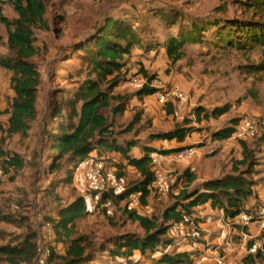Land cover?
I'll use <instances>...</instances> for the list:
<instances>
[{
    "label": "rangeland",
    "instance_id": "374dc122",
    "mask_svg": "<svg viewBox=\"0 0 264 264\" xmlns=\"http://www.w3.org/2000/svg\"><path fill=\"white\" fill-rule=\"evenodd\" d=\"M10 1L0 0V8L2 15L11 21L17 16ZM42 1L46 26L32 29L38 53L28 59L40 75L35 89V120L29 123L26 135H7V116H0V145L22 162L20 170L9 169L7 174H0V245L19 244L32 234L37 245L41 244L44 229L55 219L58 209L78 197H84L86 205L96 206L90 194L77 184L82 175L80 166L72 172L70 182H66L71 170L67 163L53 170L48 144L61 122L50 118L52 107L70 99L87 78H94L89 75L86 47L93 50L88 41L108 20L127 24L138 41L130 55L123 59V80L111 92L117 99L110 101L108 109L101 110L112 124L111 130L118 142L136 141V146L146 145L149 135L163 130L166 120L157 124V120L155 123L149 115L140 113V122L131 132L123 133L138 113L136 108H127L129 100L140 89L133 88L131 80L146 82V77H153L154 86L160 89L150 87L163 90L168 95V103L177 105L172 96L175 91L184 94L183 108L175 107L182 119L191 117L198 107L210 111L227 106V113L210 120L208 132L228 126L231 120L237 125L241 120L253 119L257 135L243 141L250 154V164H237L243 158V148L239 141L232 139L213 145L209 141L204 154L212 169L221 165L223 173H232L235 165L244 177L264 184V42L250 39V32H242L244 28L264 31V0ZM193 26L200 29L196 35L191 34ZM228 33L232 34L233 41L227 40ZM181 34L191 36L185 40L181 57L172 61L167 58L164 44L170 37L181 38ZM10 55L6 30L0 24V58ZM10 77L11 72L0 67V111L9 108L13 99ZM101 89L105 90L106 85L102 84ZM118 103L124 105V111L113 116L110 110ZM151 143L156 151L172 149L159 141ZM175 165L174 161L165 162V159L159 162L158 168L168 187L164 197L152 192V200L148 203L153 210L150 217L159 219L172 202L184 172ZM118 202L111 201L98 213L92 209L87 217L75 222V237H86L91 247L89 252L93 253L92 261L85 264H153L147 256L110 258L109 249L116 238L126 235L141 238L144 234L137 223L128 219L124 206H118ZM51 232V239L44 247L49 254L54 251L63 256L67 244L57 240L52 229ZM35 260L34 257L23 264H35ZM0 264H6L1 256ZM48 264H58V261Z\"/></svg>",
    "mask_w": 264,
    "mask_h": 264
},
{
    "label": "trees",
    "instance_id": "16d2710c",
    "mask_svg": "<svg viewBox=\"0 0 264 264\" xmlns=\"http://www.w3.org/2000/svg\"><path fill=\"white\" fill-rule=\"evenodd\" d=\"M9 5L13 8L17 18L8 20L2 15L0 8V24L6 30V45L10 57L0 58V67L11 72L10 86L13 91V99L9 108L0 111V116H7L6 134L26 135L29 123L35 120V92L39 83V73L28 59L37 55L38 48L35 46L33 28L45 27L43 15L45 7L42 0H12ZM199 27L193 26L191 34H197ZM242 32H250V39L264 42V31L256 29H243ZM191 34H181V38L170 37L164 44L167 58L176 61L181 57V50L186 38ZM231 33H228L229 41H233ZM225 40V42L227 41ZM93 50L86 47L87 65L89 75L79 89L69 96L70 99L61 101L58 106H53L50 118L61 120L56 130L49 139V149L52 160V168L57 171L65 163L71 170L66 175V182H70L72 172L92 153L101 154L114 152L121 155L127 165L135 168L141 177L127 187L124 192L114 194L103 192L97 201L96 208L107 201L124 200L131 193L140 194V201L146 204V198L150 193L149 186L154 179V170L151 159L147 156L136 159L131 158L129 153L136 146V141H125L119 143L111 130L112 124L101 114V110L110 107V101L116 100L112 97V90L119 84L122 78L124 67L123 59L129 56L131 49L138 45L137 38L127 24L108 20L105 25L89 41ZM143 72V71H142ZM145 75V72H143ZM146 82L138 89L135 96L142 98L143 95H152L156 92L150 87L153 77H146ZM105 84L106 89L102 90L101 85ZM119 98V97H118ZM166 105V112H172L171 103ZM79 105V108L77 106ZM124 111V105L118 103L110 110L111 115L117 116ZM228 107H216L210 111L198 107L193 111L196 123L217 119L227 113ZM140 122V112L136 113L123 133H129L134 126ZM190 119H184L182 126H175L174 130L166 133L149 135L150 140L158 139L163 141L183 142L188 134L197 131L189 127ZM235 121L231 120L228 126L210 134L212 140L222 141L231 137L234 131ZM243 148V158L237 162L239 166L249 163L248 153L243 141H240ZM145 153H157L168 155L180 152L183 148L166 151L143 147ZM22 168V162L17 155H10L0 145V171L7 174L9 169L18 171ZM233 175H226L223 178L206 182L203 185V192L193 190L184 191L179 194L174 205L167 207L159 219L155 217H140L127 211L126 215L132 223H137L143 231V237L126 235L116 238L113 247L109 249L111 259L128 258L134 251L141 254L154 252L159 248H166L171 239L167 237L169 225L181 219V212L177 207L181 206L184 214L188 215L195 206L204 205L209 202L212 208L221 210L225 218L233 219L244 210V204L253 195L252 188L255 182L241 174L239 169L232 167ZM186 174V172H184ZM237 174V175H235ZM187 176V175H186ZM119 175L117 178L119 179ZM191 181V176L187 177ZM182 200V203L180 201ZM125 210V209H124ZM89 215L84 197H78L70 204L58 209L55 219L50 220V225L57 240L66 242L67 246L63 256L56 255L51 251L48 263L58 261V264H85L93 259V253L89 252L90 243L84 236H76L75 222ZM160 220V221H159ZM35 235H28L19 244L0 245V256L6 264H23L33 260L37 255V243ZM254 260L261 258L260 252L253 255ZM262 259V258H261ZM185 254L162 253L156 264H181L188 262ZM114 264V262H108Z\"/></svg>",
    "mask_w": 264,
    "mask_h": 264
},
{
    "label": "crops",
    "instance_id": "0c3cea01",
    "mask_svg": "<svg viewBox=\"0 0 264 264\" xmlns=\"http://www.w3.org/2000/svg\"><path fill=\"white\" fill-rule=\"evenodd\" d=\"M154 101L155 106H152ZM143 102H145V104H143ZM166 105L169 104L158 103L155 94L147 96L143 95L141 99L134 95V97L129 100L127 108H136V111H141L140 113L149 115L154 122L157 120V124L161 120H166L163 130L155 133L157 134L172 131L175 126L183 125L184 119L180 118V115L178 116L176 113V105L171 103L173 110L170 114H167L166 112ZM137 107H139V109H137ZM191 115V117L186 118L191 121L188 126L199 130L188 134L183 142H177L175 140H150L148 136L149 143L142 146L137 145L133 147L129 153L131 158L136 159L144 156H147L150 159L156 158V166H153L151 163L153 169L158 168L159 162H162L163 159H165V162L174 161L176 163L175 166L180 167L182 171L186 172V174L183 172L180 176L179 185L176 189L177 191L173 194L172 202L167 205L166 208L174 205L177 201L178 195L184 191L191 192L193 190H198L203 192V185L206 182L223 178L226 175H233V173L230 172L223 173L221 165H218L217 167L213 164L214 167L212 169L211 162L208 161V157L204 154L207 143H210L209 141H211V144L213 145L223 141H230L231 139L229 138L222 141L212 140L210 134L219 129L209 132L207 131V126H209L211 119L196 123L193 112ZM152 141H159L168 144L172 149L183 148V150L163 156L157 153H145L142 149L143 147L156 149L155 145L151 143ZM235 148L237 149L236 145ZM185 153L188 154L185 155ZM90 155L103 158L108 167L115 171L116 175L120 176V182L122 184L124 183L126 187L141 180L139 172L135 168L127 165V161L117 153L104 152L97 154L94 151ZM188 176H191V181L187 180ZM252 191L253 195L248 198L244 204V210L247 212H251L256 206H264V184L255 183ZM152 196V192H150L146 198L147 204H150ZM160 197H164V195H161ZM124 200L119 201L118 206H124ZM110 203L111 201H107L100 205L99 208H96L95 206L92 207L91 205L86 206L89 213H91L92 209L95 213H98L101 208ZM180 203H182V200ZM177 211L181 212V217L186 215L181 210V206L177 207ZM188 215L193 218L194 223L198 226L201 232V238L199 241L188 244V241L172 240L166 248H159L154 252H146L144 254L134 251L130 257H135L136 255L140 257L147 256L153 260V264H156V261L160 258L161 254L167 253L171 255L185 254L189 261L200 257H206L208 260L202 264H213L216 256L223 259L224 264H263L261 258L254 260V253H249V249L252 245L264 243V230L261 229L257 223H251L248 226L243 227L239 224L238 217L233 219L225 218L223 212L212 208L209 202L204 205L193 207Z\"/></svg>",
    "mask_w": 264,
    "mask_h": 264
},
{
    "label": "built area",
    "instance_id": "2783aa9c",
    "mask_svg": "<svg viewBox=\"0 0 264 264\" xmlns=\"http://www.w3.org/2000/svg\"><path fill=\"white\" fill-rule=\"evenodd\" d=\"M144 83L145 82H142L141 79H132L130 85L133 88L138 89ZM155 83L156 81L153 79L150 86L160 89L158 86H154ZM154 94L158 103L166 104L168 102V95L163 90L156 91ZM172 94V96L177 100L176 107L179 110L182 109L183 102L185 101L184 94L179 91H175ZM256 135L257 128L255 121L253 119H244L234 126V131L230 139L240 142L253 139ZM187 154L188 153H185V155ZM151 163L153 166H156L157 159H151ZM80 168L82 170V175L77 179V184L90 194V198L93 202L96 203L99 201L103 192H112L116 195L124 192L125 188L117 178L115 171L108 167L103 158L89 155L80 164ZM153 170L154 179L149 186L150 192H153L156 195H164L167 192V180L165 179L162 171L157 168ZM124 209L125 211L134 213L140 217H150L153 213L149 204L141 203L140 194L138 193H131L125 198ZM237 217L239 224L243 227H246L251 223H257L260 228L264 230V206H257L251 212H241ZM51 229V225H47L44 229V233L42 234L40 240L41 244L37 245L35 264H48L49 252L44 247V244L46 241L51 239ZM167 237L171 240L197 242L201 238V232L191 216L183 215L178 222L169 225ZM257 251L260 252L262 262L264 264V243L254 244L249 249L250 254L256 253ZM207 260L208 259L206 257H200L181 264H202ZM213 264H224V262L223 259L216 256Z\"/></svg>",
    "mask_w": 264,
    "mask_h": 264
}]
</instances>
